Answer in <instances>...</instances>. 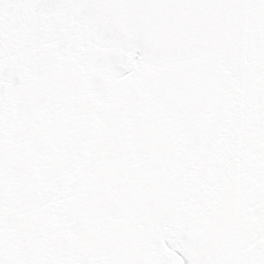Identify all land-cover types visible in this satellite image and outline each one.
<instances>
[{"label":"snow or ice","instance_id":"1","mask_svg":"<svg viewBox=\"0 0 264 264\" xmlns=\"http://www.w3.org/2000/svg\"><path fill=\"white\" fill-rule=\"evenodd\" d=\"M0 264H264V0H0Z\"/></svg>","mask_w":264,"mask_h":264}]
</instances>
